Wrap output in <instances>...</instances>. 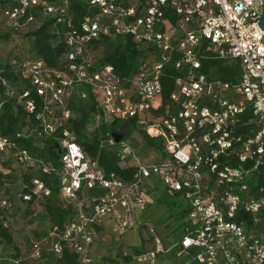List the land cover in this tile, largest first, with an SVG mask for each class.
I'll list each match as a JSON object with an SVG mask.
<instances>
[{
	"label": "built area",
	"instance_id": "built-area-1",
	"mask_svg": "<svg viewBox=\"0 0 264 264\" xmlns=\"http://www.w3.org/2000/svg\"><path fill=\"white\" fill-rule=\"evenodd\" d=\"M87 2L88 11L80 17L71 0H16L3 9L13 30L54 19L68 47L58 67L36 57L14 62L31 84L19 94L3 79L7 96L18 94V103L35 121L15 136L0 132V165L11 164L21 180L28 174H57L63 205L74 209L62 225L51 224L44 246L32 240L31 257L40 260L45 249L61 256L70 248L82 264H104L92 250L114 221L120 235L140 224L146 249L132 253L133 264H178L174 257L184 264H264V30L254 22L264 11L263 1ZM118 36L131 37L147 51L128 78L111 63L99 64L94 54L98 40ZM213 62L239 64V80L211 79L205 63ZM170 65L177 71L175 88L163 105ZM80 86L92 90L102 110L95 128L137 118L151 137L163 140L160 158L142 159L131 139L117 141L111 130L101 146L114 150L123 167L133 168L132 177L107 172L89 158L66 127L74 115L70 100ZM158 96L159 107L154 104ZM26 138L53 139L60 167L32 154L21 144ZM31 183V192L21 194L24 200L50 196L42 179L33 177ZM21 185L30 188L24 181ZM5 186L0 185V220L8 227L13 202ZM166 193L178 196L187 212L182 221L172 219L164 235L140 223L137 212L149 211Z\"/></svg>",
	"mask_w": 264,
	"mask_h": 264
},
{
	"label": "trees",
	"instance_id": "trees-1",
	"mask_svg": "<svg viewBox=\"0 0 264 264\" xmlns=\"http://www.w3.org/2000/svg\"><path fill=\"white\" fill-rule=\"evenodd\" d=\"M15 2L16 0H0V6L3 10L6 6ZM88 6L87 0H71V9L76 12L78 17L88 11ZM54 23V19L45 17L42 20L41 26L28 32V35L31 39V50L34 56L44 59L51 67H58L62 63L63 55L68 51V47L62 36L57 33ZM10 33L12 32L6 33L3 38L8 39ZM100 48L104 49V55L99 58L98 63L103 64L104 62H108L113 64L118 74L123 78L131 77L137 71L140 62L147 57L145 48L138 46L129 36H118L116 38L107 37L98 40L94 45V49ZM212 68H216V72L213 75L210 73V69ZM205 70L208 72L211 79L220 78L231 81L232 83H236L239 80L241 72L239 64H229L225 62L205 63ZM176 75V69L170 65L167 69V75L163 78V105L168 104L170 101V95L175 88L174 80ZM3 79L7 80L11 87H16L18 89L17 91H19L18 94L25 88H29L31 84L26 76L18 70L14 62H6L0 55V101L5 100L2 113L0 114V132L15 136L20 130L32 125L35 119L34 115L29 116L22 105L18 103V94L16 96H7V86L3 83ZM82 92L87 93L86 97L81 96ZM33 96L36 97L35 91L33 92ZM70 108L74 115L71 117L66 127L74 133L76 141L82 146L88 157L93 160H98L99 164L105 168L107 172H116L125 179H130L134 172L133 168L123 167L119 163V158L114 150H109L101 146L103 135L110 130L123 138H131L133 132L138 131L142 136L143 144L147 146L149 150L154 149L159 152L164 147L163 140L161 138L151 137L146 130L139 126L137 118L129 121H121L117 125L103 122L99 127L95 128V116L102 113V110L98 107L96 96L89 87H79V90L74 93V97L70 100ZM162 110L163 108L157 112L159 113ZM41 141L37 142L34 138H26L21 141V144L27 147L35 156L46 161H51L56 166L60 167V153L56 149V142L53 139ZM133 144L137 145L135 142ZM5 169L6 167L4 164L0 165V185L2 186H5L4 179L8 177L7 173H9ZM33 177L42 179L51 189L50 196L45 199L46 213L50 216L52 224L62 225L71 217L74 209L72 207H64L63 205V200L60 195L59 176L57 174L45 173L25 175L22 181L27 183L30 188L23 189L21 185L22 193L31 192V181ZM261 182L264 185V168ZM7 186H5L6 190ZM166 195L167 193L162 196L160 201L164 200ZM35 199L36 196L27 202L32 205ZM185 212H187V209L183 207V216ZM10 227V220L8 227L4 226L3 221L0 220V243H14V236ZM43 238L46 242V234ZM15 249V254H13L11 258L0 259V264H27V262L21 258L20 249L17 247H15ZM145 249L144 244L141 246L136 245L133 247V254H140ZM119 255L122 256L125 261H132V254L124 255V253L120 251ZM44 259H47L48 264H82L79 254L71 251L70 248H66L61 256L45 249L40 260ZM191 264L198 263L194 261Z\"/></svg>",
	"mask_w": 264,
	"mask_h": 264
},
{
	"label": "rangeland",
	"instance_id": "rangeland-1",
	"mask_svg": "<svg viewBox=\"0 0 264 264\" xmlns=\"http://www.w3.org/2000/svg\"><path fill=\"white\" fill-rule=\"evenodd\" d=\"M34 30V27L24 26L18 30H12V26L6 20L3 14L2 7L0 6V55L6 62H17L27 58H34V53L31 50V39L28 32ZM10 33L8 39H4L6 33ZM97 59L104 55V49L94 50ZM162 103V96H158L154 100V104L159 107ZM133 141L138 154L144 160H158L160 154L156 150H149L143 144L142 136L138 131L133 132L132 137L128 138ZM6 167L8 177V186L6 195L11 196L13 207L9 212L11 231L14 236V243L7 244L6 242L0 243V259L11 258L15 254V247L21 251V258L27 264H48L47 259L35 260L31 257L32 253V240L40 239L44 243V235L50 228L52 221L50 216L46 213L45 199L35 200L30 205L22 197L21 182L16 170L11 164L3 163ZM183 202L178 196L167 194L164 200L158 201L154 207L146 212H137L138 220L140 223L146 222L147 224L156 227L164 235L170 233V229L174 223L172 219L182 221L185 217L182 215ZM170 222L166 225V222ZM140 226V224H139ZM139 226L130 230L126 234L120 235L115 230V222L110 221L107 228H104L98 235L95 245L92 250V255L97 260L102 261L104 264H133L132 261H125L119 252L122 251L128 254L133 253V247L142 245L141 236L139 233ZM173 260V259H172ZM175 260V261H174ZM174 262L184 264V260L174 257Z\"/></svg>",
	"mask_w": 264,
	"mask_h": 264
},
{
	"label": "water",
	"instance_id": "water-1",
	"mask_svg": "<svg viewBox=\"0 0 264 264\" xmlns=\"http://www.w3.org/2000/svg\"><path fill=\"white\" fill-rule=\"evenodd\" d=\"M262 1H263V5H264V0H262ZM257 20H259V25H260V27L264 30V11H263V13L260 15L259 18L257 17V18L255 19L254 22H257ZM115 136H116L117 141H120V140L123 138L122 136H119V135H116V134H115ZM57 148L60 149V146L57 145Z\"/></svg>",
	"mask_w": 264,
	"mask_h": 264
}]
</instances>
